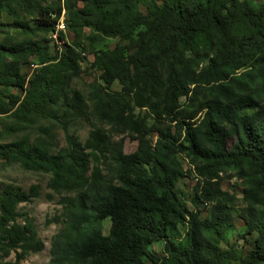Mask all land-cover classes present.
<instances>
[{
  "label": "trees",
  "instance_id": "16d2710c",
  "mask_svg": "<svg viewBox=\"0 0 264 264\" xmlns=\"http://www.w3.org/2000/svg\"><path fill=\"white\" fill-rule=\"evenodd\" d=\"M47 1L0 0V16L12 19L0 33L24 36L0 41V117L11 120L10 133L52 121L65 147L52 150L45 127L32 143L0 144V161L49 174L47 188L67 195L50 264H264V4ZM62 14L66 33L57 46L50 36ZM102 39L118 43L93 53L100 83L84 98L69 83L80 74L83 41ZM31 58L36 68L26 77L21 68ZM80 119L90 127L83 144L69 134ZM123 136L137 142L132 153H124ZM187 175L196 180L193 211L176 188ZM224 178L240 184L236 211L235 195L221 190ZM37 197L35 185L0 186V264H20L43 249L33 221L18 210ZM234 212L245 252L221 248ZM160 241L157 257L148 248Z\"/></svg>",
  "mask_w": 264,
  "mask_h": 264
},
{
  "label": "rangeland",
  "instance_id": "374dc122",
  "mask_svg": "<svg viewBox=\"0 0 264 264\" xmlns=\"http://www.w3.org/2000/svg\"><path fill=\"white\" fill-rule=\"evenodd\" d=\"M249 6L253 9L259 8L264 4V0H245ZM48 3H53L56 5L62 4V0H48ZM20 19H24L20 15ZM28 20V19H25ZM12 19L6 14L0 16V23L8 24L11 23ZM60 22V20H59ZM58 22V23H59ZM87 30L85 34H87ZM22 39L24 36L18 31L12 29H6L0 33V41L6 38ZM37 40V38H33ZM65 43H70L72 36L65 35L63 37ZM85 50H83L84 57L80 61V74L78 77L73 78L69 83V90L79 91L84 98H86L89 85L93 82H99L98 72L92 68L91 63L93 61V53L96 51H110L115 44L118 43L116 39H102L95 44L88 46L87 41H83ZM120 45H125L124 42H120ZM52 46V45H51ZM52 49V48H51ZM30 64L23 66L21 68L22 74L26 77H29L34 69L36 68L35 59H30ZM100 83V82H99ZM113 91H118L119 86L114 84L112 86ZM10 93L14 94L17 91L14 89L9 90ZM11 120L5 117H0V144L8 143L19 138H26L30 143L44 138V134L40 132L42 128H49V134L54 139V147L52 150L57 152L60 148L65 147L64 137L62 130L55 125L54 122L48 120L38 121L34 126L27 128H22L16 133H10L8 130V125H10ZM90 127L83 122V120H78L76 123L69 125V134H74L81 144L87 138ZM119 138H115L118 140ZM123 151L126 154L132 153L137 146L135 140L130 139L128 136H123ZM182 165L184 169L188 168L186 161L182 160ZM50 178L49 174L41 172H32L26 171L20 168L16 164L5 165L0 161V186L11 185L21 188L24 191H27L31 186H38V197L33 199L32 202L21 204L18 206L20 213L26 214L32 221L35 226L37 237L41 240L43 244V249L36 254H30L25 257L20 264H50V255L49 249L54 235L59 231L63 226L61 223V211L62 206L60 204L61 198L67 196L64 193H54L47 188V183ZM196 180L194 176L187 175L181 179L177 185V192L182 201V203L187 207L189 211H193L194 208L190 202V199L193 196V188L195 187ZM221 190L227 191L231 194H234L237 201L235 203V210L242 207L240 203L241 198V187L239 182L235 179L224 178L220 182ZM200 211L204 213L202 206H199ZM109 228V221L104 220L101 224L102 233L107 235ZM244 231L243 222L237 217L234 212L232 215V228L224 235L223 241L221 243V248L226 249L229 246H237L240 251L245 252L249 248L248 242L243 241L240 238V235ZM180 236L184 233V228L179 227ZM180 239V238H179ZM251 240V239H250ZM178 241V240H177ZM149 251L157 257H161L163 254V242H156L152 244L149 248ZM13 258L10 257L7 261H12ZM146 264H151L148 260L145 259Z\"/></svg>",
  "mask_w": 264,
  "mask_h": 264
},
{
  "label": "built area",
  "instance_id": "2783aa9c",
  "mask_svg": "<svg viewBox=\"0 0 264 264\" xmlns=\"http://www.w3.org/2000/svg\"><path fill=\"white\" fill-rule=\"evenodd\" d=\"M59 33H61V34L66 33L64 22L58 26V33H52V35L50 36L51 40L54 41L57 46H59L61 44L58 40V34Z\"/></svg>",
  "mask_w": 264,
  "mask_h": 264
},
{
  "label": "bare ground",
  "instance_id": "6f19581e",
  "mask_svg": "<svg viewBox=\"0 0 264 264\" xmlns=\"http://www.w3.org/2000/svg\"><path fill=\"white\" fill-rule=\"evenodd\" d=\"M62 20H63V14H62V16H61V18H60V22L57 24L56 32H58V26L61 25V24L63 23Z\"/></svg>",
  "mask_w": 264,
  "mask_h": 264
}]
</instances>
